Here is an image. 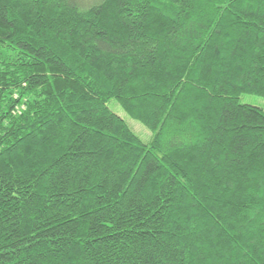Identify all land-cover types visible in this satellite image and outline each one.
<instances>
[{"label": "trees", "instance_id": "obj_1", "mask_svg": "<svg viewBox=\"0 0 264 264\" xmlns=\"http://www.w3.org/2000/svg\"><path fill=\"white\" fill-rule=\"evenodd\" d=\"M244 94L264 0H0V264H264Z\"/></svg>", "mask_w": 264, "mask_h": 264}, {"label": "rangeland", "instance_id": "obj_2", "mask_svg": "<svg viewBox=\"0 0 264 264\" xmlns=\"http://www.w3.org/2000/svg\"><path fill=\"white\" fill-rule=\"evenodd\" d=\"M101 0H74V3L79 4L83 7H91L97 5ZM239 103L242 105L251 106L260 109L264 112V98L253 96V95H241L239 98ZM109 109L123 119L131 130L144 142L150 141L151 133L139 122L132 120L127 116V114L120 108V106L115 102L111 101L108 104Z\"/></svg>", "mask_w": 264, "mask_h": 264}]
</instances>
